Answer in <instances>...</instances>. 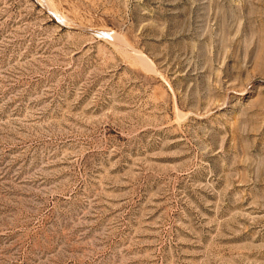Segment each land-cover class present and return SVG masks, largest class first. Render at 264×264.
<instances>
[{
	"label": "rangeland",
	"instance_id": "374dc122",
	"mask_svg": "<svg viewBox=\"0 0 264 264\" xmlns=\"http://www.w3.org/2000/svg\"><path fill=\"white\" fill-rule=\"evenodd\" d=\"M0 264H264V0H0Z\"/></svg>",
	"mask_w": 264,
	"mask_h": 264
}]
</instances>
